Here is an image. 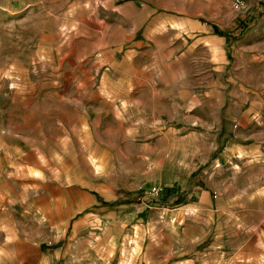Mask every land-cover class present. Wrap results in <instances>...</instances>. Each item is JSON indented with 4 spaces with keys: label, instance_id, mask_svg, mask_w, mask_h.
<instances>
[{
    "label": "rangeland",
    "instance_id": "obj_1",
    "mask_svg": "<svg viewBox=\"0 0 264 264\" xmlns=\"http://www.w3.org/2000/svg\"><path fill=\"white\" fill-rule=\"evenodd\" d=\"M0 264H264V0H0Z\"/></svg>",
    "mask_w": 264,
    "mask_h": 264
}]
</instances>
